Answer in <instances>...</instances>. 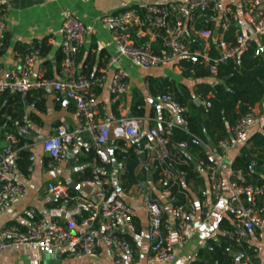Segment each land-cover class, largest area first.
I'll list each match as a JSON object with an SVG mask.
<instances>
[{
  "label": "built area",
  "instance_id": "built-area-1",
  "mask_svg": "<svg viewBox=\"0 0 264 264\" xmlns=\"http://www.w3.org/2000/svg\"><path fill=\"white\" fill-rule=\"evenodd\" d=\"M6 3L7 0H0V7L5 10H0V44L6 30ZM207 14H214L220 20L222 31L217 38L212 30L197 28L199 19ZM241 15L250 26L251 32L246 34L235 31L230 41H227L225 36L238 22L239 17L224 0H185L166 5H149L142 10L129 9L104 16L101 23L110 30L120 56L126 58L134 67L149 69L193 60L199 61L212 76H216L224 61L237 67L241 56L248 53L259 40H264V0H242ZM88 32V27L82 20L69 12L64 15V59L61 62L59 79L46 78L42 70L36 72L40 58L39 49L24 56L19 76L9 79L0 69L1 95L55 92L72 101L76 107L84 129L59 128L55 135L41 143L43 152L51 159L48 168L61 164L67 158L69 149L76 145L82 132H86L89 138L86 153L95 151V157L92 159L91 186L86 195L73 198L74 203L85 210V215L71 224L41 219L26 231L15 227L2 229L0 255L9 250L28 247L54 250L70 247L76 257L101 260L105 257L107 249L112 254V264H126L124 256L132 253L127 238L136 231L135 210L110 194L108 149L114 147L115 139L123 140L125 145L136 142L142 134V120L127 117L119 120L117 125L100 123L98 120L95 89L104 87L106 76L104 74L90 80L80 76L77 69V56L85 46ZM150 32L161 39L162 52L153 50L149 42H137V38H146ZM187 33L199 46H195L193 41L186 37ZM113 62L114 60H111L109 65ZM127 79L128 74L125 71H119L113 77L110 92L115 102L128 93ZM161 100L171 106L175 116L165 122L162 131L152 129L149 132L153 142H143L136 149L138 156H148L149 162L160 170V184L164 185L161 196L166 198L171 206L167 212L161 197L146 195L144 198V208L149 218L147 239L151 250L148 264L175 263L178 250L197 233L196 224L208 223L212 216L213 204L224 197L223 159L235 150L241 137L261 121V115L250 109L230 128L229 136L216 145L212 164L203 163L210 184V199L205 201L201 208L187 195L184 203L174 205L175 198L171 189L166 187L169 184L174 187L184 182L186 174L175 172L172 166H184L187 163L177 159L169 147L175 129L186 131L184 115L187 109L169 95H163ZM24 123L25 120L17 122L16 132L6 134L5 146L0 153V215L8 208L11 198L28 194V188L13 177L19 153L17 134L36 140L41 139V136L25 127ZM177 146L181 153L188 149L187 143ZM258 164V161L254 160L251 167L255 168ZM260 167L264 169V162ZM230 189L228 206L235 210L233 235L236 243L241 245L252 235L263 238L264 217L258 210L256 200L260 198L264 204V186H242L232 180ZM48 191L60 198H69L64 186L50 184ZM242 194L250 197L247 205L242 199ZM27 215L33 217L31 212ZM236 256L239 257L236 264H257L247 254L237 252Z\"/></svg>",
  "mask_w": 264,
  "mask_h": 264
},
{
  "label": "crops",
  "instance_id": "crops-1",
  "mask_svg": "<svg viewBox=\"0 0 264 264\" xmlns=\"http://www.w3.org/2000/svg\"><path fill=\"white\" fill-rule=\"evenodd\" d=\"M182 1L185 0H7L6 30L0 44V69L9 79L19 76L22 72L24 56L37 47L43 46L44 53L39 58L36 72L42 70L46 78L59 79L61 62L64 59L62 22L64 15L69 12L82 20L89 30L85 46L77 56L78 74L90 80L104 74L106 76L104 87L95 89L98 120L100 123L117 125L122 118L136 117L134 115L136 103L142 100L144 115L139 117L142 120V134L136 142L125 147L127 149L133 145L139 147L144 139L153 142L149 132L152 129L162 131L165 122L175 116L171 106L161 100L165 90L167 91L170 86L186 88L194 97L195 103L197 100L200 101L196 105L201 106L205 103L196 94L197 85L214 86L217 79L214 76L202 79L186 78L180 63L149 69L132 66L126 58L120 56L110 30L102 25L101 19L129 9L142 10L149 5H166ZM241 1L224 0L225 4L231 6L239 17L238 22L233 25L235 31L248 34L251 28L241 15ZM200 21V24L197 23L198 29L212 30L215 38L221 34L218 16L207 14L198 22ZM186 37L190 38L195 46H199V43L188 33ZM158 39L150 32L146 38L136 40L138 43L149 42L154 50ZM261 42L262 40H259L257 43L261 44ZM162 51L161 45L160 52ZM111 60L114 62L109 65ZM119 71H125L128 74L129 91L115 102L110 86L113 77ZM254 110L261 115V121L246 132L236 144L235 150L223 159L224 197L213 204L210 220L206 224L201 222L196 224L197 233L178 250L175 263L155 264H193L195 262L201 264L203 260L199 253L208 248L210 241L219 242L222 236L234 238V230L226 232L220 225L223 221H228L234 228L235 210L228 206L231 193L230 182L232 177L241 178V176L232 172L233 162L240 155L243 147L251 146L250 140L254 135L263 133L264 100L257 104ZM21 116L22 120H25V127L40 134L41 139L36 140L17 134L18 152L28 155L30 169L28 168L27 173H23L16 164L13 177L28 188V194L11 198L8 208L0 215V230L15 227L26 231L33 228L41 219L64 224L79 221L85 215V210L77 206L73 198L86 195L92 182L90 172L92 162L89 161L88 153H86L89 146L88 134L82 132L76 145L69 149L67 158L52 168L47 167L51 159L43 152L41 144L44 139L55 135L59 128L84 129L74 103L55 92L39 91L17 97L0 94V153L5 146L6 134L16 132V120ZM114 141V147L108 149L110 163H112V168L108 171L113 190L112 196L121 199L135 210L136 231L128 236L132 242L130 243L132 253L124 257L126 264H148L151 250L147 239L149 218L144 208V198L146 195L161 197L167 212L171 206L168 200L161 196L164 186L160 182L152 183V179L148 181V170L151 178L155 171L148 156H139L141 165L137 169L138 174L144 173L147 176V190L145 191V183L135 186L128 192L121 190L124 162L116 163L113 151L116 144L123 140L115 139ZM215 147L213 148L211 143L205 147V152L211 160L216 153ZM175 149L179 150L178 146H175ZM183 153L193 165L196 178L186 179L181 186L185 194L195 202L198 208H201L202 204L210 199L207 173L197 151L187 149ZM145 162L148 165H145ZM50 184L64 186L69 198L63 199L50 194L48 191ZM29 212L33 214V217H28ZM261 215L264 217V209ZM244 242L254 248L257 264H264V236L259 238L257 235H252ZM233 254L236 256V253ZM236 258L238 262L239 257L236 256ZM0 264H112V254L105 249V257L94 260L76 257L70 247L56 250L28 247L2 253Z\"/></svg>",
  "mask_w": 264,
  "mask_h": 264
},
{
  "label": "trees",
  "instance_id": "trees-1",
  "mask_svg": "<svg viewBox=\"0 0 264 264\" xmlns=\"http://www.w3.org/2000/svg\"><path fill=\"white\" fill-rule=\"evenodd\" d=\"M0 10L2 12L5 11L3 7H0ZM198 23L200 24L201 21ZM234 32L235 28L232 27L226 34L227 41L232 39ZM161 45L162 41L159 38L154 45V50L160 52ZM260 48L264 50V40H262L261 44L255 43L248 53L243 54L237 67L231 63H222L218 69V74L214 76L217 79V83L214 86L207 84L197 85L196 94L205 103L201 106L196 105L194 97L188 89L175 86H170L167 89L166 87L167 91H164V95H169L178 104L187 109V113L184 115L186 131L175 129L169 147L177 159L184 160L187 163L184 166H172V170L177 173L184 172L187 180L196 178L195 173H193V165L184 153L175 149V146L187 143L188 149L197 151L200 154L205 165L212 164L213 160L207 156L205 147L209 146L211 142L217 145L221 140L228 137L230 128L250 109H254L257 104L264 100V57L258 55ZM36 49H39L40 56L44 53L43 46ZM180 66L186 78L202 79L212 76L199 61L184 60L180 63ZM17 96L15 95L14 97ZM143 104L142 100L136 103L134 115L138 118L144 115ZM22 119L23 117L21 116L16 122L21 123ZM145 141V139L142 140L141 144ZM250 143L251 146H245L241 149L240 155L234 160L232 165V172L238 173L241 178L232 177V180L242 186H264V169L260 167L261 163L264 162V129L262 134L254 135ZM136 149H138L136 145L127 149L125 143L120 141L116 144L113 151L115 162L118 164L124 162L121 190L126 192L135 186L147 182L146 174L137 173L141 161L136 154ZM88 156L89 161L92 162L95 157V151L91 150ZM254 160H257L259 164L257 167L252 168L251 163ZM16 164H18L23 173H27L30 166L28 155L20 152ZM111 168L112 163L107 166V170L109 171ZM90 172L92 177V168ZM152 175V183L156 184L161 181L162 177L158 168H155ZM166 188L171 189V194L175 198L174 205H181L185 202L186 194L181 183L174 187L169 184ZM112 193L113 190L110 188V194ZM242 199L247 205L250 197L247 194H242ZM256 202L261 214L264 204L260 198ZM220 227L226 232L234 230L228 221H223ZM127 239L132 243L131 239ZM237 252L251 256L253 261L257 263L253 247L247 242H242L241 245H238L235 238L231 239L226 236H222L219 242L210 241L208 248L201 250L199 256L203 260L201 264H236L237 258L233 253ZM193 264L200 263L195 262Z\"/></svg>",
  "mask_w": 264,
  "mask_h": 264
},
{
  "label": "water",
  "instance_id": "water-1",
  "mask_svg": "<svg viewBox=\"0 0 264 264\" xmlns=\"http://www.w3.org/2000/svg\"><path fill=\"white\" fill-rule=\"evenodd\" d=\"M263 52H264L263 49H259V51H258V55L261 56V57H263V56H264ZM224 63L227 64L228 62H227V61H224ZM198 102H200V101L197 100V101H196V104H198ZM211 144H212V146H213V148H214V147H215V144H213L212 142H211ZM145 165H148V163L145 162ZM148 173H149L148 181L150 182L152 178H151V176H150V171H149V170H148ZM144 187H145V191H146V190H147V187H148L146 183L144 184Z\"/></svg>",
  "mask_w": 264,
  "mask_h": 264
}]
</instances>
